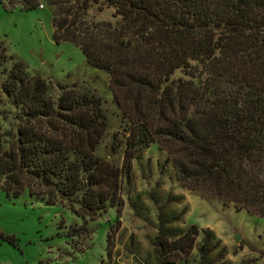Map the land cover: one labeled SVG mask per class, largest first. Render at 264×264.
Masks as SVG:
<instances>
[{
    "label": "trees",
    "instance_id": "trees-1",
    "mask_svg": "<svg viewBox=\"0 0 264 264\" xmlns=\"http://www.w3.org/2000/svg\"><path fill=\"white\" fill-rule=\"evenodd\" d=\"M21 1L32 8L40 0ZM75 1L54 13V37L81 46L85 65L108 74L111 97L74 82L54 98L43 77L0 45V64L12 61L3 89L18 109L15 129L0 120L6 194L28 190L96 218L123 205L134 160L157 142L182 186L264 216V0ZM95 3L119 18L85 22ZM185 211L158 214L156 264L194 248L205 264L213 231L167 224Z\"/></svg>",
    "mask_w": 264,
    "mask_h": 264
},
{
    "label": "rangeland",
    "instance_id": "rangeland-1",
    "mask_svg": "<svg viewBox=\"0 0 264 264\" xmlns=\"http://www.w3.org/2000/svg\"><path fill=\"white\" fill-rule=\"evenodd\" d=\"M3 1L0 45L6 46L7 54L24 60L32 75L43 77L52 97L63 93L60 84L72 87L74 82L111 97L108 74L85 65L81 46L54 37V13L76 5L75 0H57L60 6L40 0L32 8L21 0ZM118 18L113 7L95 3L84 21ZM11 65L12 61L0 64V120L5 129H15L18 123V109L3 89ZM122 197L120 208L111 207L91 218L76 213L66 201L47 204L28 190L8 196L0 186V232L11 235H0V264H156L158 214L169 217L184 206L182 218L167 224L177 228L195 223L213 231L205 264H264V216L182 186L168 153L157 142L134 160L132 186L123 183ZM82 225L85 232L68 235ZM198 254L194 248L173 264H198Z\"/></svg>",
    "mask_w": 264,
    "mask_h": 264
},
{
    "label": "water",
    "instance_id": "water-1",
    "mask_svg": "<svg viewBox=\"0 0 264 264\" xmlns=\"http://www.w3.org/2000/svg\"><path fill=\"white\" fill-rule=\"evenodd\" d=\"M238 237V236H237ZM239 238V237H238Z\"/></svg>",
    "mask_w": 264,
    "mask_h": 264
}]
</instances>
